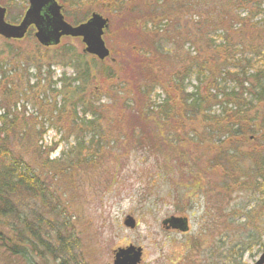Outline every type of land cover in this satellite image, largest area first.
<instances>
[{"label": "rangeland", "instance_id": "obj_1", "mask_svg": "<svg viewBox=\"0 0 264 264\" xmlns=\"http://www.w3.org/2000/svg\"><path fill=\"white\" fill-rule=\"evenodd\" d=\"M0 1L15 21L28 5L27 0ZM222 1L118 0L113 11L101 2L97 12L109 19L104 40L111 49L103 61L84 52L80 38L65 37L53 47L39 44L34 30L22 40L0 38V115L9 112L19 124L30 118L36 137L25 139L29 158L45 163L63 151L69 154L78 134L86 143L95 137L108 145V155L97 165L56 169L54 182L47 179L51 169H40L51 184L48 205L37 199L20 203L22 213L32 212L30 222H41L40 240L27 233L35 253L25 259L0 243V264H114L116 250L131 245L142 249L139 264L255 263L264 251V149L255 139L257 127L249 123L259 122L264 104L245 111L251 97L229 94L239 90L233 80L237 70L211 73L208 55L230 34L264 70L263 33L248 25L263 19L264 12L254 17L259 0L236 6ZM220 8L228 20L208 33V12L216 19ZM238 13L247 14L248 30L232 23ZM196 60L206 63L205 76L197 74L201 63L194 66ZM186 85L185 93L206 97L203 114L185 110ZM240 89L251 96L259 91L247 84ZM166 93L174 116L147 118V109ZM80 100L98 113L90 133L81 120L84 105L75 106ZM63 103L66 110L58 112L55 106L61 109ZM205 113L216 117L204 123ZM73 123H79V132ZM142 139L151 140L152 148L139 147ZM129 215L133 228L124 223ZM172 215L187 218V232L163 224Z\"/></svg>", "mask_w": 264, "mask_h": 264}, {"label": "trees", "instance_id": "obj_2", "mask_svg": "<svg viewBox=\"0 0 264 264\" xmlns=\"http://www.w3.org/2000/svg\"><path fill=\"white\" fill-rule=\"evenodd\" d=\"M118 0H60V3L63 5L66 14L69 15L76 23L78 21H82L83 18H87L92 12L97 11V8H102L100 4L110 3L112 7L111 11H113L114 4ZM220 2V0H218ZM222 1V0H221ZM253 0H247V4H250ZM102 2V3H101ZM123 2V0H122ZM241 0H223L224 6H229L233 4L234 6L240 5ZM220 4V3H219ZM264 0H259L255 6V16L259 18L258 14L263 13ZM185 6V5H184ZM233 7V6H232ZM225 8V7H224ZM243 9L245 7H242ZM244 9L243 11H245ZM210 13L209 18L206 22L208 33H211V28L215 23L221 22L223 20H228V12L225 9L220 8L218 13V18L212 17V13ZM242 13H238L237 18L232 19L233 22L241 23L245 26L248 30V16L243 17ZM83 17V18H80ZM253 17V18H254ZM80 19V20H79ZM211 19H214L211 21ZM84 20V19H83ZM238 20V21H235ZM74 22V23H75ZM216 25V24H215ZM249 27L257 28L258 32L263 33L264 37V18L257 19L252 23H248ZM204 28V24L202 25ZM262 36H259L261 39ZM233 42V44H231ZM212 46V43L209 42ZM240 44H235V41L232 40L230 34H224L217 46H213L214 49H210L211 53L209 56L210 63H211V73L215 72V70L220 69L221 72L224 71L226 74H231L230 71L225 68L232 67L236 72H234L233 80H236L237 87L235 90H230V95H238L243 100L247 99L248 96L251 97L250 102L247 106L248 111L254 109L256 104H264V70L258 66L259 62L254 61V55L247 53L242 47L239 46ZM261 47V46H260ZM257 50L255 53L259 55L260 52ZM252 49V48H251ZM215 50L219 51L220 53H215ZM214 51V52H213ZM219 55V56H217ZM217 56V57H215ZM221 58V59H220ZM224 60L223 66L220 63H216V61ZM201 63V64H200ZM198 62L197 60L194 63V66L200 64V68L197 71L198 75L205 76V66L203 62ZM210 65V64H209ZM224 69V70H223ZM188 75H186L184 79L187 80ZM199 79L200 77H196ZM223 80V79H222ZM241 81V82H239ZM179 84V83H177ZM176 84V85H177ZM245 84L248 86H255L259 91L256 93L255 96H251L249 92H242L240 88H244ZM179 89L182 91V85H178ZM222 87H225L223 85ZM188 89L187 85L185 86L184 91L182 92L181 96L183 101H185L186 108L185 110L192 115L195 114H203L204 109L202 105L204 103L200 93L197 91H191L190 93H185V90ZM198 89V87H197ZM226 92L224 90H219V92L215 95H220L221 93ZM185 93L186 95L183 96ZM159 98V97H158ZM171 98L169 97L168 93H166V97L161 99L160 101L153 102L151 108H148L145 112L147 118L150 117H160L162 121L168 119L169 117L174 116L175 109L169 106V102ZM219 104V102H218ZM252 104L253 107L251 106ZM84 107L81 109L83 115L81 116V120L84 127L88 128V132H92L94 128H96V122L98 121V113L94 111L92 106H88L84 103L83 100L77 101L76 105L78 108ZM61 109H58L56 106V110L59 112H63L67 108V103H63ZM217 106V105H216ZM258 109V108H257ZM56 111V112H57ZM247 111V112H248ZM77 110L75 109L72 112L73 117H77ZM225 110L222 111V114ZM212 113H205L202 120L204 123L211 122L216 116L211 115ZM260 118L258 119V123H253L255 119L251 120V126L257 127L255 139L258 143H260L264 149V105L262 108L259 109ZM88 116V120L83 117ZM37 116L31 117V122L34 124L37 119ZM146 118V119H147ZM29 120L21 121L22 124H19L17 117L12 119L9 118V112H5L0 115V243L12 254L20 255L25 259H31L32 254H34V249L29 245L26 239L31 237L27 235L28 232H32V235L35 237V240H40L41 237H38L40 233V220L36 222H30L29 218L32 216V212L29 215L27 213H22L23 211L20 208V203L24 204L25 200H39L42 204L48 205V199L51 192V184L46 182V179L43 178L42 170L40 169H51V177L47 178L50 179V182H54L53 174L56 172V169H74L76 166L77 168L83 167L85 165H90L93 163L94 165L98 164L102 157H106L108 155L105 149L108 147L106 145L105 139L91 137L89 140L84 141V139H78L79 134L75 137V144L71 147L70 153L66 154L62 152L61 157L56 158L54 160H46L45 163H39L38 161H34L29 158V153L26 149L25 139H31L34 133L31 131L32 128H29ZM87 120V121H86ZM142 121V119H141ZM217 121V119L215 120ZM72 125H76L75 131H80L79 123ZM239 123L236 125L238 126ZM241 128V127H240ZM239 128V129H240ZM239 132V131H237ZM206 133H208L206 131ZM13 136V137H12ZM39 139L42 137L38 136ZM36 139V138H35ZM37 143L39 140H37ZM27 143V142H26ZM85 143L87 147L85 146ZM154 143L151 140H141V144L137 145L139 147H145L147 149H151ZM260 151V150H258ZM261 157H264L263 155ZM261 163L257 162L258 168H260ZM19 204V205H18ZM19 206V207H18ZM19 222L20 228H17V222ZM31 247V250H30ZM51 253L46 246L45 251ZM42 252V251H41ZM41 252L38 255L41 256Z\"/></svg>", "mask_w": 264, "mask_h": 264}, {"label": "water", "instance_id": "obj_3", "mask_svg": "<svg viewBox=\"0 0 264 264\" xmlns=\"http://www.w3.org/2000/svg\"><path fill=\"white\" fill-rule=\"evenodd\" d=\"M62 5L57 0H29V6L18 23L5 20L6 8L0 5V36L3 38L23 39L29 28L34 25L36 39L43 46L59 44L62 37L81 38L84 43V52L96 56L101 61L111 56L110 49L104 40L105 30L109 26V19L98 12L79 24L68 22L62 12ZM134 227L135 220L129 215L125 222ZM172 227L188 230V220L185 217L172 216L163 221ZM142 249L129 246L119 248L115 252L114 264H138L141 261ZM255 264H264V252Z\"/></svg>", "mask_w": 264, "mask_h": 264}, {"label": "flooded vegetation", "instance_id": "obj_4", "mask_svg": "<svg viewBox=\"0 0 264 264\" xmlns=\"http://www.w3.org/2000/svg\"><path fill=\"white\" fill-rule=\"evenodd\" d=\"M26 2H27V4H29V0H27ZM0 5L6 7V18H5V20H6L7 22H10V23H18V22L20 21V19H21L22 16H21L17 21L11 19V18L9 17V12H10L9 6L6 5V4H4V3H2L1 1H0ZM27 7H28V5H27ZM27 7H26V8H27ZM8 10H9V11H8ZM22 15H23V14H22ZM31 30H34V32H35L36 28H35L34 25H32V26L29 28V31H28V32H30ZM51 46H54V45H50L49 47H51ZM110 51H111V50H110Z\"/></svg>", "mask_w": 264, "mask_h": 264}, {"label": "bare ground", "instance_id": "obj_5", "mask_svg": "<svg viewBox=\"0 0 264 264\" xmlns=\"http://www.w3.org/2000/svg\"><path fill=\"white\" fill-rule=\"evenodd\" d=\"M249 108H246L245 111H248ZM244 117V116H243ZM242 118V117H241Z\"/></svg>", "mask_w": 264, "mask_h": 264}]
</instances>
